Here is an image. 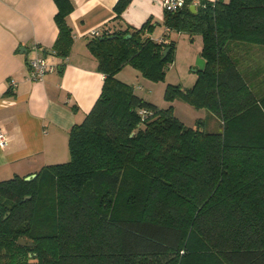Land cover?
<instances>
[{"label": "trees", "instance_id": "obj_1", "mask_svg": "<svg viewBox=\"0 0 264 264\" xmlns=\"http://www.w3.org/2000/svg\"><path fill=\"white\" fill-rule=\"evenodd\" d=\"M53 1L52 53L64 59L73 3ZM129 1L116 2L115 20ZM162 24L200 34L204 60L193 85L167 84L164 100L207 109L220 131L202 119L184 125L173 105L160 108L116 77L129 65L165 79L176 42H156L150 20L91 35L86 46L104 79L69 131V160L30 180H0V264H264V91L232 54L236 44L264 46V0H185L164 10Z\"/></svg>", "mask_w": 264, "mask_h": 264}, {"label": "crops", "instance_id": "obj_2", "mask_svg": "<svg viewBox=\"0 0 264 264\" xmlns=\"http://www.w3.org/2000/svg\"><path fill=\"white\" fill-rule=\"evenodd\" d=\"M71 1L73 10L66 22L73 43L62 59L52 53L58 34L53 0H0V132L5 136L0 145L1 177L26 176L69 160V131L90 111L104 79L86 46L93 31L140 27L150 20L155 27L152 36L157 38L165 28L162 0H130L117 20L113 8L118 0ZM182 34L171 31L168 39L177 45ZM41 55L55 69L40 81L30 80L28 62ZM127 66L116 77L134 90L141 75ZM203 66L202 59L196 69Z\"/></svg>", "mask_w": 264, "mask_h": 264}, {"label": "rangeland", "instance_id": "obj_3", "mask_svg": "<svg viewBox=\"0 0 264 264\" xmlns=\"http://www.w3.org/2000/svg\"><path fill=\"white\" fill-rule=\"evenodd\" d=\"M175 39H178L175 36ZM201 35L191 36L183 33L175 47V59L166 69L165 79L152 82L142 76L134 81V91L160 108L173 105L175 116L186 126L194 127L197 119L204 120V129L208 132H218L221 129V121L207 109H196L182 99H175L169 103L164 100V90L167 84H180L184 88L193 85L196 79V69L202 61L200 56ZM233 60L238 64V69L245 73L250 85L255 92L264 91V46L251 44H236L232 48ZM129 67V66H127ZM132 69L131 67H129ZM134 71V70H133ZM143 89H138V86ZM1 177L0 180L11 178Z\"/></svg>", "mask_w": 264, "mask_h": 264}, {"label": "built area", "instance_id": "obj_4", "mask_svg": "<svg viewBox=\"0 0 264 264\" xmlns=\"http://www.w3.org/2000/svg\"><path fill=\"white\" fill-rule=\"evenodd\" d=\"M194 3H197L194 2ZM162 5L165 11H177L184 7L185 0H162ZM165 27V26H164ZM171 30L168 27L164 28V31L161 36L159 37H152L156 42L161 43L165 37L169 35ZM100 31L95 30L91 34L92 35H99ZM55 66L50 64L44 56H35L34 58L30 59L28 62V78L30 80H37L40 81L43 79L45 74L53 71ZM13 83V82H12ZM141 114H145V111H141ZM5 144V136L2 132H0V145Z\"/></svg>", "mask_w": 264, "mask_h": 264}, {"label": "water", "instance_id": "obj_5", "mask_svg": "<svg viewBox=\"0 0 264 264\" xmlns=\"http://www.w3.org/2000/svg\"><path fill=\"white\" fill-rule=\"evenodd\" d=\"M190 8L193 10L195 7H194V5H192ZM167 51H168V49H165L163 51V57L166 55ZM35 176H36V173H32L30 175L25 176L24 179L25 180H30L31 178H34ZM17 242L20 245H25V246H31L32 245V242L30 240L26 239V238H19L17 240Z\"/></svg>", "mask_w": 264, "mask_h": 264}]
</instances>
